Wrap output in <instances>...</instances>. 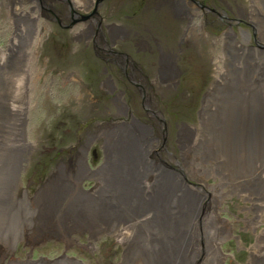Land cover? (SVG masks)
Listing matches in <instances>:
<instances>
[{
  "label": "rangeland",
  "instance_id": "1",
  "mask_svg": "<svg viewBox=\"0 0 264 264\" xmlns=\"http://www.w3.org/2000/svg\"><path fill=\"white\" fill-rule=\"evenodd\" d=\"M186 1L168 0L165 5L167 0H94L93 8L70 9L63 0H0V49H6L7 43L16 38L21 22L29 26V32L40 27L42 33L32 62L39 75L25 120L31 147L17 168L12 166V170L16 169L12 176L3 164L7 156L0 150V264H68L64 256L78 258L81 264H120L127 257V264H142V250L154 244L147 243L151 238L147 224L141 226L137 236L135 232L131 234L138 243L134 240L126 249L113 233L103 229L99 232L105 225H100V210L133 207L135 199L123 197L122 179L104 168L106 164L116 166L119 161L118 152L107 150L112 138L94 131L100 124L111 126L128 121L119 113L120 105L115 100L118 92L135 117L148 120L145 88L133 75L142 76L148 83L157 80L164 56L177 70L171 83L161 84L162 87L155 83L149 88L163 119L164 135L158 138L157 150L169 159V168L181 170L177 173L186 176L188 183L203 179L211 184L206 189L210 190L208 193L220 195L223 191L220 214L232 223V235L220 244L227 254L224 264L248 262V248L255 243L256 232L264 227V208L254 229L244 225L246 217L257 213L255 208L249 210L250 202H264V179L258 178V174H264V134L242 133L244 121L250 116L256 118L259 109L264 113V20L257 17L253 22L250 0H193L204 5L199 7L194 3L187 5ZM253 1L258 10L264 11V0ZM22 11L30 15H16ZM85 14L91 16L80 19ZM187 24L191 26L183 38ZM201 28L207 35L201 34ZM228 28L233 33H225ZM81 29L79 36L73 34ZM234 40L248 46V59L235 57L238 68L228 72L224 86L211 91L208 97L206 91L215 67L222 64L227 70L231 68L234 59L229 49ZM251 56L257 61L253 69L249 64ZM221 57L225 62L218 61ZM132 66L139 69V75ZM7 69L0 64V98L4 96L5 83L8 84ZM106 79L113 82L114 89L104 86ZM204 98L210 104L203 115L200 110ZM183 125L195 127L196 135L193 145L182 151L177 140ZM90 132L94 134L86 140ZM82 153L86 167L96 171L95 175L76 167ZM142 159L132 161L140 171L145 166ZM77 180L82 190L75 185ZM239 192L248 194L250 200L240 198ZM81 194L89 200H82ZM88 219L98 229L92 246L88 245L90 230L82 226ZM57 227L71 230L74 240L62 233L57 235Z\"/></svg>",
  "mask_w": 264,
  "mask_h": 264
},
{
  "label": "bare ground",
  "instance_id": "2",
  "mask_svg": "<svg viewBox=\"0 0 264 264\" xmlns=\"http://www.w3.org/2000/svg\"><path fill=\"white\" fill-rule=\"evenodd\" d=\"M64 1L67 5H69L70 9H71V7H78V8H82V9L94 7V0H63V2ZM20 3H22V2H20ZM186 3H187V5L192 4V3H194L196 6H197V4L200 5L199 2L197 3L196 1H193V0H189L188 2L186 1ZM253 3H254V1L250 0L249 15H250L251 19L253 20V22L256 20L257 17H259V19H261V20H264V11L258 10V8L255 7ZM181 7H182V5H181ZM187 9H189L188 6H187ZM76 10H79V9H76ZM10 14L11 13H9V16H10ZM16 15L25 18V16H28L30 14L24 13L22 11L21 14H16ZM76 15L77 14L75 13V16ZM42 25L45 26L43 23H42ZM190 26H191L190 24H187L186 30L184 31V33L182 35L183 38L185 37L186 32ZM29 30H30L29 26H25L23 24V22H21V25L19 27L18 32H16L14 35V36H16V38L11 40L9 43H7L6 49H0V64L1 65L3 64L4 67H8V69H9V70L8 69L6 70V72L8 73V84L5 83L6 84V85H4L5 88H3L4 89L3 90L4 96H2L0 98V106H1L0 107V150L3 154H5L7 156V158H5V163H3V164H5L9 167V170H10L9 174L11 176H12V173L16 170V169L12 170V166L17 168V165L20 162H22L23 158L26 156V152L28 153V151L31 147V143L28 141V139L26 137L25 120H26V113L30 109V106H31V91L34 90V88H35L34 87L35 80H36L35 78L37 77V75H39V74H36L34 72L32 62L35 59V50H36L35 46L40 41V37H41L42 33L40 32V27H37L35 29L33 27V31H31V32H29ZM81 32H82V29L73 33V34L79 36V34H81ZM200 32H201V34L207 35V33H205L202 28L200 29ZM227 32L233 33L231 28H228L225 33H227ZM225 35H227V34H225ZM248 49H249L248 46L245 45L243 42L238 41V40L233 41V44H232L231 48L229 49L230 55L234 59V60L231 59L232 61L230 60L232 64L229 66L231 68H229L227 70V68L222 64H218L215 67L212 79L210 81V85L206 91V93H207L206 95H208V97H209V93L211 91H214L215 89H219V88L224 86L225 77H226V74L228 72L233 71L234 68H236V69L238 68V62H236L235 57H237V56L239 57L242 55V57H244V61L245 60L247 61ZM256 57H258V56H256ZM218 61L225 62L224 58H222V57L220 58V60L218 58ZM255 62H257V61H254V56H251V58L249 59V64L251 65L252 69L255 65ZM132 70H133V72L138 71V75H139V69L137 67L132 66ZM176 70H177L176 66L170 60H168V58H166V56H164L162 58L161 66H160L158 73H157V80L154 79L152 82L148 83V81H146L142 76L133 75V78L137 82H139V84L141 86H143L145 88L144 105H145L147 112H148V120L147 121H144L138 117H135L131 113L132 111L130 110L128 104L126 102H124V100L122 99V97H121L122 93L118 92L115 95L116 96L115 100L118 101V103L120 105L119 113L124 115L128 119V121L124 120L120 123H117V124L111 125V126H106L105 124H100V125H98L96 131H94L96 135H106L107 139L112 138V142L110 141L111 143H110V146L107 147V150L110 153L111 152L114 153L115 151L118 152V154L120 155L119 161H118L116 166H113L111 164H106L104 168L107 167L108 168L107 170H110L112 172V174H114L118 178L122 179L120 181V183L124 184V187H123L124 195H123V197H129V198L135 199V201L132 204L133 207H127L123 210H120V209L114 210V208H110L107 211L105 210V208L103 210H100V211H102V214L100 215V217H101L100 218L101 219L100 225L102 223H104L105 225H104V228L101 227L99 229V232H102L101 230L103 229L106 232L113 233L115 235V237L118 238V241L120 243H122L126 249V248H129L130 246H132L131 244L134 240H136V241L133 243H135V244L138 243V238H136V239L132 238L131 239V237H130L131 234H133L135 232V235L137 236L138 232L140 231L141 226L143 224H144V226H145V224H147V226H149V228L151 230V233H150L151 238L147 239V243L148 242H154V244H153V247H147L146 246L148 248V250L147 249L142 250L143 251L142 253H144V257L142 256L140 258V261H142V264H224V260L227 256V254L221 250L220 244L224 239H226L227 237L232 235V223L229 219H227L226 217H224L220 214V210H221L220 202H222L224 200L223 191L221 190L222 194L220 193V195L208 193L210 190L209 191H207V190H208V187L211 186V184H208L203 179L199 181L200 183L199 182L188 183V181H187L188 178L186 176H183V175H180L177 173V172H181V170H179V169L177 170V169L171 168V167L169 168V166H171V163L168 162L169 159H167L164 155H162L163 153L160 154L157 150V147L160 146L158 138H159V136L164 135L162 133V128H163L162 121H163V119H162L161 111L158 110L157 107L155 106L153 93L151 90H149V88H151V85L155 84V83L159 84V86H161V87L164 86L161 84L171 83ZM103 84L106 88H109V89L115 88L113 82L109 81L108 79H106ZM159 86H157V87L160 89ZM147 88L149 91L147 90ZM213 100L214 99H212V101ZM209 104H208V99L204 98V101L202 103V107L200 110V111H202L203 115H204L205 111L209 108ZM261 111H262V109H259V111L257 112L256 118L250 116L246 121H244L245 127L242 125L243 126V133L242 134L243 135H245L246 133L251 134V133L258 132V131H260V132H262V134H264V113ZM202 119H204V118H202ZM155 124H157V126H155ZM234 125H236V122H234ZM247 129H249V131ZM94 132H90L88 134L86 140L91 139ZM195 135H196L195 134V127L183 125L179 129V132H178V140H177V144L179 145L178 147H181V150L183 151V150H185L186 147L188 148L191 145H193L192 143L195 140V138H194ZM197 137L199 138L198 135H197ZM234 140H236V139H234ZM231 143H233V142H231ZM254 145L255 144H253V146ZM243 149H244V147H243ZM154 154L156 155V158L153 156ZM207 154H209V153H207ZM144 155L147 157V160H144V157L142 159V156H144ZM168 155H170V154H168ZM186 155H187V153H186ZM196 155L197 154H195V157H197ZM203 155H204V153H203ZM84 158H85V155H84V153H82V156L76 160V167L78 169H82L85 174L95 175L96 171H92L86 167V163H85ZM135 158H137V159L141 158L142 162L145 164V166H143L141 171L137 168L136 165H134L132 163V161ZM173 158H175V157H173ZM196 159H194V160H196ZM116 160H118V158ZM210 160L208 159V161H210ZM215 160H217L216 157H215ZM217 161H216V163H217ZM173 162H175V161H173ZM214 165H216V164H214ZM148 168H149V170H147ZM213 168H215V167H213ZM213 168L211 167V169H213ZM240 169H242V168H240ZM195 171H196V169H195ZM100 173H102V172H100ZM120 173H122L123 175L120 176ZM204 173H205V171L203 172V174ZM204 176L205 175H203L202 177L204 178ZM210 176H211V174H210ZM254 176H255V174H254ZM196 177H197V175H196ZM263 177H264L263 173L258 174L259 179L262 180V179H264ZM228 179H229V177H228ZM78 180H79V178H78ZM78 180L76 181L75 185L77 186V188L82 190V187L80 185V182H78ZM99 181H101V179ZM228 184H230V183H227V185ZM238 185H239V183H238ZM100 186H102V184ZM256 186H257V184H256ZM212 187H215V185L212 184ZM224 187H226V186L224 185ZM125 188H126V190H125ZM94 190H95V188H94ZM262 190H264V189H262ZM8 192H10V191H8ZM96 192H97V190H96ZM245 192H247V190ZM213 193H215V189H214ZM238 196L240 198H242L243 200L249 199L248 194L246 196V195L239 192ZM250 197H252V196H250ZM17 198H18V195H17ZM80 198L82 200H89V198L87 196H84L83 194L80 195ZM32 201H33V198H32ZM250 203H251V205L249 207V210L251 211L252 208H255L257 213H255V215L252 218L246 217L244 219V221H245L244 225L254 229V227L257 225V223L261 221L260 212H263L262 209L264 208V202L260 201V200L259 201L256 200L255 202H250ZM15 204H16V202H15ZM31 208H33V207H31ZM66 212H68V211H66ZM43 214H44V212H43ZM94 214H96V213H94ZM86 215H88V214H86ZM23 220H25V219H23ZM75 221H76V219H75ZM91 221H90V219H88V221H84L85 225H82V226H85L86 229L90 230V234L88 236V239H89L88 245L89 246H92L93 238L95 236H98L97 235L98 229L96 226L94 227L95 223L93 224V222H91ZM78 225L79 224H77L75 226H78ZM51 226H53V225H51ZM62 227H64V226H62ZM51 228H50V230H51ZM61 228L56 229V231H54V232L57 235H61V233H62V235L65 236L67 239L74 240V237L70 236L71 230L66 231L65 229H61ZM82 229H83V227H82ZM146 230L148 231V229H146ZM153 233H154V235L152 237ZM42 234H44V233H42ZM40 235L41 234H39V236ZM256 237H257V239H256L255 243L252 244L251 247L248 248L249 252H250V258L248 259V262L245 264H254L255 261H257V263L255 262L256 264H264V241L261 240V239H264V227L256 232ZM30 238L32 239V236ZM125 244H128V245L126 246ZM145 244H146V242H145ZM134 248L136 249L137 247H134ZM138 254L140 255V253H138ZM11 258H12V256H11ZM64 258H66V260L69 261L68 264H81V262H80V260H78V258L67 257V256H64ZM11 261L12 260H10V262ZM1 262H2V259L0 258V263ZM15 262H16V260H15ZM78 262H80V263H78ZM128 262H129V259L127 257L126 260L124 258L123 262L121 261L120 264H127ZM12 263H13V261H12ZM139 263H140L139 261L135 262V263L133 261L130 264H139Z\"/></svg>",
  "mask_w": 264,
  "mask_h": 264
},
{
  "label": "water",
  "instance_id": "3",
  "mask_svg": "<svg viewBox=\"0 0 264 264\" xmlns=\"http://www.w3.org/2000/svg\"><path fill=\"white\" fill-rule=\"evenodd\" d=\"M90 14L80 15V19H86L89 17ZM80 263V262H78Z\"/></svg>",
  "mask_w": 264,
  "mask_h": 264
},
{
  "label": "flooded vegetation",
  "instance_id": "4",
  "mask_svg": "<svg viewBox=\"0 0 264 264\" xmlns=\"http://www.w3.org/2000/svg\"><path fill=\"white\" fill-rule=\"evenodd\" d=\"M166 3H168V0H167V2ZM199 4H197V6H198ZM201 6H204V5H202V4H200ZM199 7V6H198ZM91 15H89V17H90Z\"/></svg>",
  "mask_w": 264,
  "mask_h": 264
},
{
  "label": "trees",
  "instance_id": "5",
  "mask_svg": "<svg viewBox=\"0 0 264 264\" xmlns=\"http://www.w3.org/2000/svg\"><path fill=\"white\" fill-rule=\"evenodd\" d=\"M165 5H168L167 3Z\"/></svg>",
  "mask_w": 264,
  "mask_h": 264
}]
</instances>
